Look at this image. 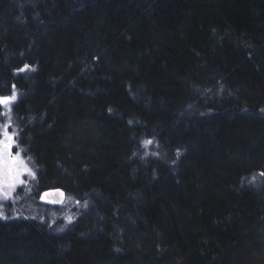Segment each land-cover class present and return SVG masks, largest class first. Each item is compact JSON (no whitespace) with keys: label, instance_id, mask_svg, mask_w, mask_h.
<instances>
[{"label":"trees","instance_id":"1","mask_svg":"<svg viewBox=\"0 0 264 264\" xmlns=\"http://www.w3.org/2000/svg\"><path fill=\"white\" fill-rule=\"evenodd\" d=\"M13 92L0 264H264V0H0Z\"/></svg>","mask_w":264,"mask_h":264},{"label":"snow or ice","instance_id":"2","mask_svg":"<svg viewBox=\"0 0 264 264\" xmlns=\"http://www.w3.org/2000/svg\"><path fill=\"white\" fill-rule=\"evenodd\" d=\"M29 66L25 65L24 69L21 71H26ZM34 70V69H33ZM16 93L13 92L11 96L8 97H0V105H9L13 101L16 100ZM10 111V109H9ZM10 119V117H9ZM10 127L9 125H5L2 129L3 133V140H0V196L4 199H10L11 193L15 191L18 184H24L25 180L22 179L23 175L31 176L35 179V173L28 168L25 161L20 157L19 151L15 155L12 153V148L15 143L14 141V133L9 134L7 128ZM152 141L148 140L145 141V145L151 144ZM18 147V145H17ZM264 175V173H261ZM53 195L52 193L45 192L42 196V199H46L48 196ZM63 196L64 194L61 192L59 194ZM49 203H56L58 201L48 200ZM79 204V201H77ZM84 207H87V202L84 203ZM0 209H2V205H0ZM3 216V211L0 210V217ZM68 223L72 222L71 217H67ZM63 231V228L60 229Z\"/></svg>","mask_w":264,"mask_h":264},{"label":"rangeland","instance_id":"3","mask_svg":"<svg viewBox=\"0 0 264 264\" xmlns=\"http://www.w3.org/2000/svg\"><path fill=\"white\" fill-rule=\"evenodd\" d=\"M14 102L13 101L11 104L4 106V110L2 113V116L0 118V140H3V133H2V129L5 125H9L10 127L7 128L8 133L11 134H15L14 135V145L12 148V153L13 155H15L17 153V151H19L20 157L25 161V163L27 164L28 168L31 169L32 172L35 173V179H33L31 176L28 175H23L22 179L25 180L24 184H18L15 191L11 193V198L10 199H4L2 196H0V205H2V210L3 211V217L6 216V214L15 216L17 214H19V211L22 209V207L25 206V204L27 205H31L34 206L33 203L34 199H31V201L27 198V197H21L19 191H22L23 194V190H29L30 188L33 187L35 181H36V170L34 167V164L32 162V160L30 159V157H28L22 150L21 146L19 145L18 142V128L17 125L15 123V117L13 115V106H14ZM10 109V111H9ZM10 117V119H9ZM18 145V147H17ZM19 195V196H18ZM18 196V197H17ZM31 197V196H30ZM21 198V199H20ZM74 202L70 201V200H65L62 204H58L59 205V211H61V213H65L66 217H72V213L71 212V208L74 206ZM57 205V204H55ZM29 207V208H31ZM35 207V206H34ZM21 208V209H19ZM33 209V208H31ZM23 210V209H22Z\"/></svg>","mask_w":264,"mask_h":264},{"label":"water","instance_id":"4","mask_svg":"<svg viewBox=\"0 0 264 264\" xmlns=\"http://www.w3.org/2000/svg\"><path fill=\"white\" fill-rule=\"evenodd\" d=\"M45 192L53 194V195L48 196L46 199H44L46 201L53 200V201H58V202H56V204H61V203H63L66 200V193L62 189H52V190H48V191H45ZM61 192L64 194L63 196L59 195ZM43 194H42V196H43Z\"/></svg>","mask_w":264,"mask_h":264}]
</instances>
